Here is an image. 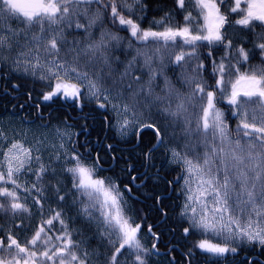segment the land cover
Here are the masks:
<instances>
[{"label": "snow or ice", "instance_id": "obj_1", "mask_svg": "<svg viewBox=\"0 0 264 264\" xmlns=\"http://www.w3.org/2000/svg\"><path fill=\"white\" fill-rule=\"evenodd\" d=\"M174 3L178 12L191 3L196 15L187 11L181 25L165 12L145 28L146 0H0V68L23 72L49 89L36 97L33 107L38 110L41 98L72 101L81 109L95 103L110 112L111 119H104L118 136L131 135L137 144L150 145L143 153L145 162L150 163L160 147L171 154L170 162L183 173L176 177L184 181L180 215L189 226L183 232L202 237L187 250L189 258L194 249L216 258L212 264L241 251L264 257V42H255L264 41V31L255 32L256 27L264 29V0ZM234 16L238 18L231 20ZM233 26L255 39L230 36ZM249 43L251 47H245ZM118 50L124 59L115 54ZM257 57L260 63L252 64ZM230 120L237 121L234 129ZM51 134L61 143L48 164L40 155L48 134L32 147L19 141L10 142L6 151L0 146V201L7 202H0V212L30 216L27 199L34 192L32 203L42 214L41 201L49 199L51 188L53 198L68 202L75 215L55 211L23 244L11 232L4 233L0 264H97L92 258L101 256L103 264H149L160 237L155 226L148 225L156 243L145 247L143 223L129 215L125 192L131 194L130 185L139 178L131 175L134 166L125 170L131 178L122 189L119 178L101 174L105 158L99 152L93 156L80 145L85 148L81 152L75 143L68 148L64 141L71 136L59 126ZM0 141H8L2 129ZM113 148L106 145L108 152ZM27 175L35 176L30 187L27 181L18 182ZM48 176L56 183L46 184ZM65 176L70 187L58 178ZM77 219L97 226L93 238L106 241L113 249L110 255L81 247L84 241L74 239L81 229L72 226ZM243 264L260 261L246 256Z\"/></svg>", "mask_w": 264, "mask_h": 264}, {"label": "trees", "instance_id": "obj_2", "mask_svg": "<svg viewBox=\"0 0 264 264\" xmlns=\"http://www.w3.org/2000/svg\"><path fill=\"white\" fill-rule=\"evenodd\" d=\"M148 6L147 20L143 23V27L147 28L149 23L155 18L159 19L165 12H171L174 17V23L183 24V16L187 11H192L196 15L195 9L191 3H186L185 11L178 12L174 0H146ZM238 17H230L234 20ZM160 30V29H154ZM264 29L260 27L255 28V32H261ZM230 36L247 37L249 40H254L253 33L242 30L238 26H233L228 29ZM256 43L264 42L256 40ZM239 43V41H237ZM251 47V44L245 45ZM207 51V49H204ZM222 52H216L219 57ZM252 64H259V57L251 61ZM18 85V87H14ZM48 91L44 88L42 82L35 78L23 75L18 72L11 71L8 67L0 68V117H8L10 114H19L23 118H34L39 123L52 126H66L72 131V143H75L81 152L85 148L80 145H86L88 149L92 150L93 156L99 152L104 156L103 167L105 169L102 175L112 176L114 179L119 178L121 188L128 184L130 176L125 171L129 165L134 166L135 171L131 175H136L139 178L134 182L131 194L125 192L129 200L131 215H134L137 223H143V230L141 236H144L148 248L151 247L156 241L148 233V225H154L153 231L160 237L157 243L156 253H160V257L152 252L149 256V264H188L191 259V264H212L216 258L210 257L201 252L199 249L193 250V256L189 258L186 253L189 248H192L196 241L202 237L198 235L186 236L183 229L189 226V222L180 215V209L183 201L181 194V181L176 180V177L183 175L181 168L176 163L170 162V153H167L164 147L158 148L154 158L150 163L145 162L143 153L147 151L148 145L146 142L137 144L136 140L129 135L126 138H121L116 134V131L110 129L104 117L111 114L105 109L96 107L95 103H89L87 107L76 110L75 107H66L62 104V99H57L54 102L39 101V110L33 107L37 103L36 97L40 96L41 91ZM31 93L32 99H29ZM66 105H69L65 100ZM23 105V107H21ZM41 115H44L41 117ZM66 121V124L64 123ZM114 123V119L112 120ZM232 128H235L236 120H230ZM171 129L169 132L171 133ZM177 136L180 135V130L176 129ZM235 134V133H233ZM153 142H155L153 140ZM183 143V140L180 141ZM112 144L114 146L112 152H108L106 145ZM175 146V144L173 145ZM198 151H203L202 148ZM115 156L117 159L112 160L109 157ZM111 166V170L109 169ZM63 179L67 187L71 186L70 177H58ZM173 181V183H168ZM46 184H55L56 179L51 176L45 178ZM175 189V190H174ZM66 190V189H65ZM63 194V192L61 193ZM49 199L41 201L44 205L43 209L46 213L50 211H57L63 209L67 215L74 216V209H69L68 202L63 204L58 203L53 198L51 188L47 193ZM71 197H69V200ZM2 203L6 201H0ZM7 203V202H6ZM166 213V215H165ZM13 217V215H12ZM143 218V220H141ZM38 218L31 210V215H16L13 217V224H23L24 228L16 226V233L21 236L23 243L25 240L30 239L36 230V223ZM71 224V222H69ZM73 227L81 229V235L75 236L78 240H83L82 248L87 249L89 252L98 250L101 253L111 254L113 249L107 247V242L93 238L97 227L95 225H88L83 221L77 219ZM55 226L54 233H58ZM246 256H255L264 264V257L255 253L241 251L239 255L233 257L228 256L227 260L222 261V264H243ZM97 261V264H103V257L99 260L96 257L92 258ZM123 259V257L121 258Z\"/></svg>", "mask_w": 264, "mask_h": 264}, {"label": "rangeland", "instance_id": "obj_3", "mask_svg": "<svg viewBox=\"0 0 264 264\" xmlns=\"http://www.w3.org/2000/svg\"><path fill=\"white\" fill-rule=\"evenodd\" d=\"M10 23H12L13 27L17 26V24L15 22H10ZM18 73L23 74V75H27V74H25L23 72H18ZM168 74L175 81V78H176L175 75L173 73H171V72H169ZM177 74H178V70H177ZM28 76H30V75H28ZM177 86L179 87V85H177ZM157 91H159V89H157ZM114 123H115V121H114ZM55 127H57V126H51V127H48V128H43V127H40V126H38L36 124H30L28 122H25L24 120H22L20 118H16V117H14V118H12V117H2V118H0V129H2L4 131V133L6 134V136L8 138V141L7 142L0 141V146H2L3 149L6 151L7 148L10 146V142L19 141V142L23 143L24 147H26V148L27 147H32V146L36 145V140L37 139L42 138V134H48V139L41 146L42 147V151L40 153V155L43 158V163L48 164V163H50L49 156L50 155L54 156L55 151L58 150V146L61 143V141H60V139L58 137H56V136L51 134L52 130ZM60 128H61V130H66L70 134L71 139H72V131L71 130H69L68 128H63V127H60ZM114 130L116 131V129H114ZM116 134H117V131H116ZM64 143L67 145L68 148H71L70 147V141L65 140ZM53 144L57 145L56 149H53L51 147V145H53ZM178 150H180V149H178ZM36 154L37 153L33 152V155H36ZM0 159H2V157H0ZM170 159H171V154H170ZM37 167H38V165L33 163V168H37ZM53 167L59 168V165L58 164H53ZM34 180H35V176L34 175L20 176L18 178V182L21 183V184H24L27 181L29 187L31 186V182L34 181ZM183 184H184V181L182 179L181 186ZM19 194L22 197L21 202H24V200H23V195H24L23 187L19 190ZM34 196H35V193L33 192L32 193V197H34ZM32 197H29L27 199V205L32 210L34 215L38 218L37 223H36V227H38L40 225L41 221L50 218L53 215L54 211H52V212L50 211V213H49V210H48V212L46 213V211L43 209V213L41 214L37 210V208L33 205ZM184 199H185V197L183 195L182 204L184 202ZM4 203H6V202H4ZM129 206H130V204H129ZM59 210H61V209H58L57 211H59ZM74 213H75V210H74ZM129 215H131L130 207H129ZM55 226L59 230L60 225L58 223H56ZM49 234L52 235L53 233H49ZM74 239H77V238L74 236ZM141 239H142V243L144 244V246L148 248L149 246H148V243H147L145 237L141 236ZM153 252L155 253L156 251L154 250ZM155 254L157 255V257H160L159 253H155Z\"/></svg>", "mask_w": 264, "mask_h": 264}, {"label": "flooded vegetation", "instance_id": "obj_4", "mask_svg": "<svg viewBox=\"0 0 264 264\" xmlns=\"http://www.w3.org/2000/svg\"><path fill=\"white\" fill-rule=\"evenodd\" d=\"M106 27H108V28H110L113 32H117L120 36H122V37H126V36H128V33L127 32H125V31H120L118 28H114V27H112V25L111 24H106ZM115 54L116 55H118V56H120L121 57V59L123 58H125L124 57V55H122L121 54V51H116L115 52ZM61 102H62V104L64 105V106H66V107H75L74 105H73V103H72V101H66L69 105H66V103L64 102V100H61ZM76 108V110H80V108H78V107H75ZM42 116H44V115H41V117ZM8 117H12V118H14V117H16V118H20V119H22V120H24L25 122H28V123H30V124H36V125H38V126H40V127H43V128H48V127H51L52 125H47V127H44V125L43 124H41V123H39L37 120H33L34 118H23V116H21V115H19V114H17V115H15V114H10V115H8ZM0 118H2V117H0ZM12 223H13V217H12V214L9 212V213H4V212H0V227H2L3 228V232H0V236H3L4 235V233H6V232H11L14 236H16V238L23 244V240L21 239V236L18 234V233H16V232H18V231H16V226H18L19 224L18 223H16V224H13L14 226H12ZM16 232H15V231ZM25 242V241H24Z\"/></svg>", "mask_w": 264, "mask_h": 264}]
</instances>
